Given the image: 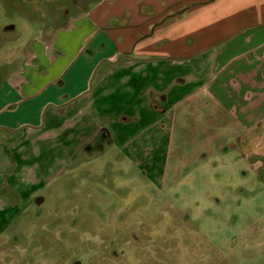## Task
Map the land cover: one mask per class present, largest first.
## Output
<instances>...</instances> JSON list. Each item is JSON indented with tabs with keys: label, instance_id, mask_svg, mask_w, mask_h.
Instances as JSON below:
<instances>
[{
	"label": "crops",
	"instance_id": "crops-1",
	"mask_svg": "<svg viewBox=\"0 0 264 264\" xmlns=\"http://www.w3.org/2000/svg\"><path fill=\"white\" fill-rule=\"evenodd\" d=\"M68 28L84 31L78 53L86 63L112 73L50 94L55 85L71 87L65 79L74 66L68 46L55 39L0 89V117L42 98L47 109L85 100L78 105L81 150L101 147L105 114L111 159L140 168L152 161L132 136H145L150 124L155 130L154 110L171 135L160 186L207 185L203 196L216 202L203 215L221 227L215 248L229 250L216 264H264L261 257L234 260L248 235L264 237L255 226L264 218V0H101ZM12 119L0 121L7 133L0 141L42 129Z\"/></svg>",
	"mask_w": 264,
	"mask_h": 264
},
{
	"label": "rangeland",
	"instance_id": "rangeland-1",
	"mask_svg": "<svg viewBox=\"0 0 264 264\" xmlns=\"http://www.w3.org/2000/svg\"><path fill=\"white\" fill-rule=\"evenodd\" d=\"M100 1L0 0L1 91L14 82L24 61L55 39L68 46L66 58L73 57L74 66L65 79L71 87L55 85L50 94L63 95L88 78L90 83L93 76L112 73L106 65L94 73L100 62L90 66L78 53L84 31L68 28ZM43 100L0 117L42 127L23 133L19 141H0V264H216L229 253L215 248L223 236L216 217L203 215L216 202L203 196L207 185L194 184L192 190L187 182L169 190L160 186L171 135L154 110L148 118L158 124L155 130L150 124L145 136H132L152 161L138 168L111 159L104 133L108 115L99 121L101 147L88 152L81 150L84 138L77 122L84 115L78 105L85 100L63 109L56 103L42 108ZM4 136L0 130V139ZM263 224L264 218L257 220L256 231ZM245 239L234 260H264L259 254L264 237Z\"/></svg>",
	"mask_w": 264,
	"mask_h": 264
},
{
	"label": "water",
	"instance_id": "water-1",
	"mask_svg": "<svg viewBox=\"0 0 264 264\" xmlns=\"http://www.w3.org/2000/svg\"><path fill=\"white\" fill-rule=\"evenodd\" d=\"M100 66H101V64L99 65V68H100ZM99 68H98V69H99ZM98 69H96L94 73H96ZM94 75H95V74H94ZM93 79H94V76H93ZM6 130L15 131V130H13V129H6Z\"/></svg>",
	"mask_w": 264,
	"mask_h": 264
}]
</instances>
